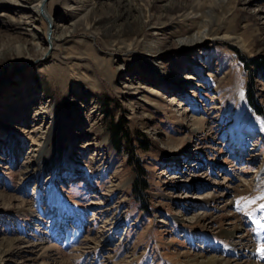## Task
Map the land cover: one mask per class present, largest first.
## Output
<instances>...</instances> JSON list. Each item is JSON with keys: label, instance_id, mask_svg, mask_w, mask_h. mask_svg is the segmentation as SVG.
I'll use <instances>...</instances> for the list:
<instances>
[{"label": "rangeland", "instance_id": "rangeland-1", "mask_svg": "<svg viewBox=\"0 0 264 264\" xmlns=\"http://www.w3.org/2000/svg\"><path fill=\"white\" fill-rule=\"evenodd\" d=\"M37 2L0 0V264H264V0Z\"/></svg>", "mask_w": 264, "mask_h": 264}, {"label": "bare ground", "instance_id": "bare-ground-1", "mask_svg": "<svg viewBox=\"0 0 264 264\" xmlns=\"http://www.w3.org/2000/svg\"><path fill=\"white\" fill-rule=\"evenodd\" d=\"M33 0H27V2H31ZM38 1L37 4L35 5V8H33L32 11V17H37L40 16L42 12H44V10L46 9L44 7V3L46 0H36ZM128 9H130V7H127ZM28 18H31V16H29ZM25 20V19H24ZM36 19H32L29 20L30 22H33ZM48 33L51 34L50 29H48L47 31ZM55 37V35H53ZM51 37V36H50ZM51 40V39H50ZM49 45H47V50H49ZM37 164V160L30 162V164H28L27 166H25L24 171L31 169L34 165ZM226 238H230L232 236V232H226L223 234ZM246 235H242V237H244ZM241 238V237H240ZM17 240L15 239H8V238H0V261L6 259L9 254L11 253V247L13 245H15ZM215 260L213 258H209L207 259L205 262H203L202 264H214Z\"/></svg>", "mask_w": 264, "mask_h": 264}, {"label": "snow or ice", "instance_id": "snow-or-ice-1", "mask_svg": "<svg viewBox=\"0 0 264 264\" xmlns=\"http://www.w3.org/2000/svg\"><path fill=\"white\" fill-rule=\"evenodd\" d=\"M256 200H264V193H262L260 196L255 197L253 200L249 201V203H255ZM237 204H239V201H237ZM261 210H264V203L260 205ZM239 210V209H238ZM256 224H260L259 220L255 221ZM261 227H264V225H260ZM258 252L264 253V248H259L257 250Z\"/></svg>", "mask_w": 264, "mask_h": 264}, {"label": "trees", "instance_id": "trees-1", "mask_svg": "<svg viewBox=\"0 0 264 264\" xmlns=\"http://www.w3.org/2000/svg\"><path fill=\"white\" fill-rule=\"evenodd\" d=\"M260 72L264 75V59L257 60L256 63L253 64ZM248 99L252 101V95L248 94ZM252 103V102H251Z\"/></svg>", "mask_w": 264, "mask_h": 264}, {"label": "water", "instance_id": "water-1", "mask_svg": "<svg viewBox=\"0 0 264 264\" xmlns=\"http://www.w3.org/2000/svg\"><path fill=\"white\" fill-rule=\"evenodd\" d=\"M50 37V34L48 35V38Z\"/></svg>", "mask_w": 264, "mask_h": 264}]
</instances>
